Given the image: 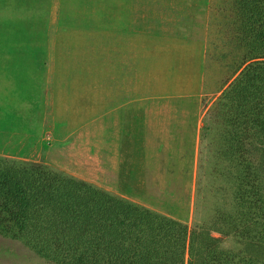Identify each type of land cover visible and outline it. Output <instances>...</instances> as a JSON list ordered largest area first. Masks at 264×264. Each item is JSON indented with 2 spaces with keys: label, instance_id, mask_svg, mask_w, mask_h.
<instances>
[{
  "label": "crops",
  "instance_id": "crops-1",
  "mask_svg": "<svg viewBox=\"0 0 264 264\" xmlns=\"http://www.w3.org/2000/svg\"><path fill=\"white\" fill-rule=\"evenodd\" d=\"M210 6V0H142V9L133 11L142 14V73L119 52L107 59L114 69L74 71V85L56 93L49 71L45 93L36 94L28 84L35 71L1 68L0 90L17 100L0 107V157H41L45 166L168 216L146 202L165 191L162 198L198 215L194 193L206 126L200 98ZM117 36L103 46L128 45ZM176 39L203 46V66L175 81V70L158 63L160 47L171 55ZM22 113L27 117L21 119Z\"/></svg>",
  "mask_w": 264,
  "mask_h": 264
},
{
  "label": "trees",
  "instance_id": "trees-1",
  "mask_svg": "<svg viewBox=\"0 0 264 264\" xmlns=\"http://www.w3.org/2000/svg\"><path fill=\"white\" fill-rule=\"evenodd\" d=\"M220 12L240 52L214 109L232 208L191 230L65 172L0 157V236L52 264H264V0H227ZM212 233L243 247L224 250Z\"/></svg>",
  "mask_w": 264,
  "mask_h": 264
},
{
  "label": "rangeland",
  "instance_id": "rangeland-1",
  "mask_svg": "<svg viewBox=\"0 0 264 264\" xmlns=\"http://www.w3.org/2000/svg\"><path fill=\"white\" fill-rule=\"evenodd\" d=\"M210 1L204 66L200 60L203 46L184 43L179 39H176L171 55L166 54L167 47H160L163 50L159 53L158 63L160 67L169 64L170 70H175V81L183 74L189 75L192 70L198 71L200 65L204 67L205 92L200 99L206 126L194 193V202L197 200L200 209L198 215L194 210L191 213L189 206L185 211L174 200L162 198L165 191L161 198L146 200L168 216L180 218L191 230L207 226L213 221L217 210H230L234 194L233 178L229 176L232 169L227 162L218 159L216 152L222 127L214 119V109L223 91L236 78L232 63L238 60L240 52L230 44V31L222 20L220 11L227 0ZM136 9H142V0H0V70L19 68L35 71L28 84H32V92L36 94L45 93V75L49 71L54 77L50 88L56 93L61 91L59 87L64 89L66 85H74V71L103 72L114 69L107 59L116 57L119 52L134 62L136 72L142 73V14L133 13ZM186 31L191 35L197 33L189 28ZM115 36L120 42L128 41L129 46L126 43L122 47L103 46L108 37ZM35 73H40L41 77ZM7 81L4 79V82ZM16 100L14 95L11 98V93L0 90V107L13 105ZM11 112L14 111H7L8 114ZM22 114L21 119L28 115L24 117ZM5 158L44 165L41 157L29 158L30 161ZM212 235L220 238L224 250L238 252L243 247L233 236ZM0 264L52 263L39 258L21 243L0 236Z\"/></svg>",
  "mask_w": 264,
  "mask_h": 264
}]
</instances>
